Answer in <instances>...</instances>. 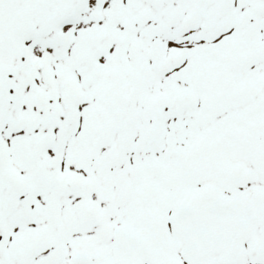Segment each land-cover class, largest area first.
<instances>
[{
  "label": "snow or ice",
  "instance_id": "snow-or-ice-1",
  "mask_svg": "<svg viewBox=\"0 0 264 264\" xmlns=\"http://www.w3.org/2000/svg\"><path fill=\"white\" fill-rule=\"evenodd\" d=\"M0 264H264V0H0Z\"/></svg>",
  "mask_w": 264,
  "mask_h": 264
}]
</instances>
